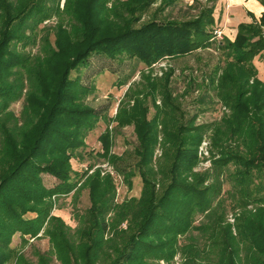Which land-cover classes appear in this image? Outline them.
Segmentation results:
<instances>
[{
  "label": "trees",
  "instance_id": "16d2710c",
  "mask_svg": "<svg viewBox=\"0 0 264 264\" xmlns=\"http://www.w3.org/2000/svg\"><path fill=\"white\" fill-rule=\"evenodd\" d=\"M180 1L65 0L62 7V0H0V264H264V82L254 63L264 59V17L240 25L234 41L216 42L215 0H195L188 18L159 19ZM213 48L219 64L199 86L198 101L212 103L216 93L230 111L221 122L187 119L170 88L172 72L161 83L144 76V92L130 88L119 106L116 121L134 126L139 161L136 171L117 164L119 157L113 163L127 184L140 176V197L120 204L113 177L73 169L103 119L87 103L95 89L72 77L93 55L152 66ZM21 101L16 114L12 106ZM159 125L164 157L157 172ZM210 131L218 157L211 171L195 174ZM101 139L108 153V129ZM43 175L57 184L48 188ZM226 183L231 210L239 211L234 225ZM84 189L90 207L73 228L54 210L62 197L77 198ZM17 235L21 248L13 245ZM38 239H48L47 251L33 244ZM28 245L35 261L24 252Z\"/></svg>",
  "mask_w": 264,
  "mask_h": 264
},
{
  "label": "rangeland",
  "instance_id": "374dc122",
  "mask_svg": "<svg viewBox=\"0 0 264 264\" xmlns=\"http://www.w3.org/2000/svg\"><path fill=\"white\" fill-rule=\"evenodd\" d=\"M201 4H205V1L198 0ZM65 0H62V7ZM161 2L159 1L156 6L153 7L151 13H154V9L159 8ZM111 5V3L109 4ZM194 3L191 4H178L174 8H168L163 14L159 15V19L162 17L171 18H188L191 15L196 14L194 9ZM150 16H146L148 19ZM57 23V19H53L50 22L45 23V26H52ZM217 42V41H216ZM36 50H34L35 52ZM219 64V53L216 48L210 50H198L187 56L179 57L176 59L164 58L163 60L153 64L152 66H146L144 64L138 65L135 60L128 58H113L108 57L105 54L93 55L87 66H82L79 72H74L72 77H79L84 86L93 87L95 92L91 95L87 103L103 117L100 120L97 128L90 133L86 143L87 148L82 151V159L76 158L72 160L73 169L78 173L85 171L89 172V175L94 171L100 170L102 176L113 177L117 185V199L116 202L122 203L126 199L133 197H140L142 191V180L137 174L133 176L131 183L127 184L126 176L122 173H118L116 165L113 163V157H119L122 161L117 164H128V170L136 171L135 163L139 161V158L134 153L135 149L139 146V140L135 133L134 126L119 127L116 117L118 115L119 106L125 100L128 90H134L135 92H144L147 80L144 76L156 80L157 82H164L166 75L172 72L170 79V88L173 91L174 96L178 99L180 106L184 112H186L187 119L197 116L196 125L204 124H216L223 120V118L230 113L229 109L219 100L216 93L212 92V103L209 102L205 106L200 105L199 97L204 92V88H199L203 82H207V75ZM194 88L189 86L192 82ZM203 86V85H202ZM134 102L131 100V105ZM157 106H161V99L157 97ZM147 105L150 106V112L148 118H152L156 113L151 99L148 98ZM22 109V101L12 106V110L19 114ZM109 119L110 121H106ZM112 119V121H111ZM106 129L109 130L111 146L107 153L104 149V142L101 136L106 133ZM162 125H159V138L158 145L155 148L153 155V165L157 172H159L158 163L164 157L163 146V133H161ZM108 132V131H107ZM212 131L208 132L202 141L207 143V146L202 144L198 150V163L194 168L195 174L209 172L213 169V161L218 157L217 150L213 146ZM201 148L203 151L201 152ZM208 154L205 155L204 153ZM95 164V165H94ZM92 169H89L90 166ZM232 170V168H231ZM43 180L48 188H52L57 184V181L49 175H43ZM159 188V185H158ZM230 183H226L223 189V198L227 200V204L230 208L228 214V222L232 225L236 222V214L239 211L231 210L235 205L234 200L228 194L229 190H232ZM77 198L74 194H70L67 197H62L56 204L54 215L62 217L66 223L75 228L78 225L77 218L83 214L87 208L90 207L89 192L88 190H82ZM255 206H249V210H254ZM126 228V224L123 225ZM33 242V240L31 241ZM38 250L47 251L49 249L48 239H42L33 243ZM13 245L15 247H22V239L20 235L15 236ZM24 252L33 261L36 260L33 255V249L30 245L24 247ZM180 259L177 258L179 263Z\"/></svg>",
  "mask_w": 264,
  "mask_h": 264
},
{
  "label": "crops",
  "instance_id": "0c3cea01",
  "mask_svg": "<svg viewBox=\"0 0 264 264\" xmlns=\"http://www.w3.org/2000/svg\"><path fill=\"white\" fill-rule=\"evenodd\" d=\"M194 1L181 0L180 4H191ZM214 4L217 27L224 33L220 42L224 39L234 41L240 25L260 23L264 17V0H215ZM254 63L258 69V78L264 82V59L258 57Z\"/></svg>",
  "mask_w": 264,
  "mask_h": 264
},
{
  "label": "built area",
  "instance_id": "2783aa9c",
  "mask_svg": "<svg viewBox=\"0 0 264 264\" xmlns=\"http://www.w3.org/2000/svg\"><path fill=\"white\" fill-rule=\"evenodd\" d=\"M213 33H214V34H213V40H214V41H219V40H221V39L223 38V34H224V33H223V30H222V29L217 28V29L214 30ZM202 145H203V146H207V143L204 142ZM202 151H203V148H201V152H202ZM204 154L207 155L208 153L205 152Z\"/></svg>",
  "mask_w": 264,
  "mask_h": 264
}]
</instances>
